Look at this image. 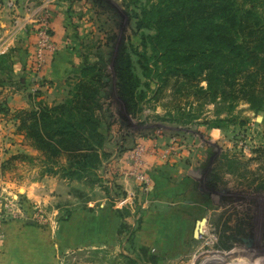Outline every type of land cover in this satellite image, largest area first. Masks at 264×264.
Returning a JSON list of instances; mask_svg holds the SVG:
<instances>
[{"label":"rangeland","instance_id":"rangeland-1","mask_svg":"<svg viewBox=\"0 0 264 264\" xmlns=\"http://www.w3.org/2000/svg\"><path fill=\"white\" fill-rule=\"evenodd\" d=\"M42 1L40 17L45 15L52 23L61 14L66 47L77 64L75 72L50 88L49 96L54 103L62 101L59 104L77 98L90 102L99 120L94 134L95 144L99 143L96 166L84 173L83 180L75 181L96 188L109 199L113 196L114 207L123 205L120 212L129 223L125 221L119 236L134 243L143 216L160 205L143 208L152 193L142 192L137 173H131L134 169L147 173L150 163L179 159L185 168L199 169L200 188L189 200L203 202L205 208L196 220L206 221L200 224L198 238L191 232L176 233L179 225H172L170 238L164 242L170 244L168 248L131 247L130 256L117 249L112 254L99 249L71 250L55 254L49 264H264V0H246L245 8H252L261 24L257 35L262 40L256 44V52L263 61L255 68V78L248 80V92L237 100L209 93L204 77L186 83L181 75L166 73L162 59L145 39L153 30L140 22L141 8L148 0H140L138 5L133 0H21L16 5L27 13L29 3L42 5ZM30 26L34 34L37 24L30 22ZM16 63L10 57L1 63L0 130L16 128L24 138H14L16 142L30 144L18 130L20 114L38 110V103L47 105L44 97L48 91L41 86L32 93L31 68L25 73ZM20 92L30 107L12 113L7 99ZM137 156L144 158L145 168L135 165ZM61 164L64 158L48 160L40 152L37 156L19 151L0 156V254L2 242L17 239V230L12 228L24 227L25 220H34L38 229L46 231L51 222L46 211L49 205L30 203L26 185L56 175ZM123 178L136 184L129 202L119 184ZM61 209L59 218L65 220L73 206L65 204Z\"/></svg>","mask_w":264,"mask_h":264},{"label":"crops","instance_id":"crops-1","mask_svg":"<svg viewBox=\"0 0 264 264\" xmlns=\"http://www.w3.org/2000/svg\"><path fill=\"white\" fill-rule=\"evenodd\" d=\"M17 2L19 3L21 0L14 2L15 8L11 9L7 4L13 3V0L12 2L0 0V57L7 55L11 61L18 62L14 65L17 69L27 73L25 70L31 68L36 35L35 33L31 34L29 29L31 21L27 19V13L17 9ZM28 5L33 6L35 3L31 2ZM59 11L57 10V12ZM60 18L61 14H56L51 23L56 50L47 55V64L42 72L41 86H44L42 87L43 91H48L44 101L50 106L62 102L54 103V98L49 96L51 95L50 88L56 85L61 78L77 70L75 57L66 47L67 30L62 24L63 20L60 22ZM21 93H15L7 99L6 106L12 113L30 107L29 102ZM14 138H23L17 133L16 128L13 131L0 130V156L6 152L8 154L18 151L30 156L39 155V152L30 144L24 142L23 144L22 140H19L20 143H18L16 142L18 140ZM2 141L5 143L1 144ZM151 155L152 152L145 157L149 159ZM183 164L185 163L181 164L179 159L168 161V163L162 161L155 164L150 163L147 174L151 178L150 191L152 195L143 204V208L154 203L157 206L160 205V208L152 209L153 211L151 210L143 216L142 224L135 233V244L119 236V230L124 227L125 221L129 223V220L124 219L120 212L123 205L113 206L114 201L110 200L113 199V196H110L109 199V195L104 197L105 194L97 193L96 188L90 189L84 183L68 181L59 175H46L39 181L28 182L26 185L27 199L30 203L49 205L50 207L48 206L46 211L51 216V222L48 223L46 231L38 229L34 220H25L24 227L20 224L14 226L12 229L17 230V239L2 242L4 251L0 254V264H41L43 262L49 264L54 262L55 254L59 256L71 250L99 249L105 250L107 253V251L117 249L126 256H130L131 247L134 250L149 247L157 251L158 248L170 247V244L164 242L169 240L172 233L171 226L175 224L179 225V228L175 230L176 233L181 232L186 235L191 232L194 236L197 224L203 220L198 221L196 218L201 216V209L204 205L203 202L194 200L195 198L189 200V197L190 195L195 197L196 193L194 192L197 187L200 188L198 185L202 176L200 174V179L196 180L190 174L193 171L199 172V169L185 168ZM119 184L124 193H127L125 202L131 201L133 199L132 191L136 184L129 178L121 179ZM191 198L193 197L191 196ZM65 204L73 206V209L70 210L71 215L67 219L60 220L61 206ZM158 219L163 220L158 223ZM28 221H33V223H27ZM152 231L154 234H151ZM40 239L41 241H39Z\"/></svg>","mask_w":264,"mask_h":264},{"label":"trees","instance_id":"trees-1","mask_svg":"<svg viewBox=\"0 0 264 264\" xmlns=\"http://www.w3.org/2000/svg\"><path fill=\"white\" fill-rule=\"evenodd\" d=\"M242 2L148 0L141 8L140 22L153 30L145 39L162 59L166 73L181 75L186 83L204 77L209 93H220L224 99L237 100L246 94L248 82L257 74L255 68L263 61L256 52L262 30L257 29L261 24L253 9L245 8L246 0ZM133 3L138 5L140 0ZM6 57H0V69ZM34 109L21 112L18 130L48 160L64 158L54 174L68 181L83 180L98 160L94 134L99 120L90 102L77 98L54 106L38 103V110Z\"/></svg>","mask_w":264,"mask_h":264},{"label":"built area","instance_id":"built-area-1","mask_svg":"<svg viewBox=\"0 0 264 264\" xmlns=\"http://www.w3.org/2000/svg\"><path fill=\"white\" fill-rule=\"evenodd\" d=\"M44 1H42V5H33L29 6L25 9L27 10V19L31 22H35L37 26H35V35H36V43L34 47V52L32 56L31 68H32V93H36L38 89H40L41 84L43 82L42 72L47 64V55L52 54L56 50V45L53 40V31L51 27V22L48 17L43 15L40 17L39 10L44 9ZM9 8H15V3H9ZM31 13V15H29ZM135 165L140 168H145L146 161L142 160L140 156L135 157L134 159ZM137 169V168H136ZM136 174L138 181L140 182V187L142 192H149L151 188V178L143 170H135L131 173V175ZM1 215V214H0Z\"/></svg>","mask_w":264,"mask_h":264},{"label":"water","instance_id":"water-1","mask_svg":"<svg viewBox=\"0 0 264 264\" xmlns=\"http://www.w3.org/2000/svg\"><path fill=\"white\" fill-rule=\"evenodd\" d=\"M193 178H195L196 180H199L200 179V173L199 172H197V171H193V172H191V174H190ZM27 223H33V221H28ZM201 223H206V221H205V219H203L202 221H200L198 224H197V226H196V229H195V231H194V236H195V238H198L199 237V235L201 234V231L199 230V228H200V224Z\"/></svg>","mask_w":264,"mask_h":264}]
</instances>
